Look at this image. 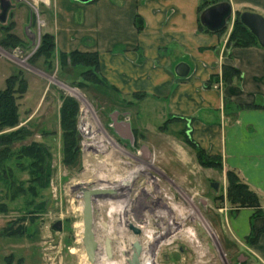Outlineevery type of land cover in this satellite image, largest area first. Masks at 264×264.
I'll list each match as a JSON object with an SVG mask.
<instances>
[{"label": "rangeland", "instance_id": "1", "mask_svg": "<svg viewBox=\"0 0 264 264\" xmlns=\"http://www.w3.org/2000/svg\"><path fill=\"white\" fill-rule=\"evenodd\" d=\"M43 7L47 6L39 7L37 14L24 6L11 11L6 25L18 38L15 44L0 28V90L14 75L31 86L18 100L19 124L0 134L25 129L29 135L15 142L13 150L33 142L41 145L50 174L48 187L29 205L31 196L20 194L11 200L8 187L0 181V204L7 209L0 213V264H89L81 242V197L85 190L99 186L114 187L119 194L116 200H97L93 205L100 249L96 264H122L126 257L121 252L136 240L156 264H264V248H258L264 235V194L231 164L223 128L242 112L264 113V67L259 68L255 102L240 103L231 97L245 83L247 88L250 80L243 70L225 62L230 52L259 49L228 47L234 21L243 12L232 15L224 32L217 34L226 41L223 47L211 48L221 52L216 68L204 74L192 65L197 96L189 97L186 109L178 111L176 102L185 101L177 97L178 90L188 85L180 79L176 81L179 85L167 86L161 94H129L105 79L99 61L93 76L84 66L73 67L68 57L59 63L55 52L47 61L38 57L41 37L46 34ZM30 20L34 43L24 34ZM197 32L206 34L198 28ZM212 94L220 106H209ZM65 99L76 107L77 134H83L82 129L89 131L83 148L67 156L60 129ZM113 117L116 123H129L132 142L116 132ZM142 146L148 149L147 156L139 151ZM15 158L5 171L11 168L13 178L28 187V172L18 167L25 161ZM229 173L256 194L261 216L254 217L250 208L230 202ZM212 183L218 184L216 190ZM258 219L260 226L255 224ZM58 221L62 223L59 232L52 229ZM129 223L142 234L134 236L127 228ZM246 224L249 231L244 233ZM6 227L16 234L10 235ZM148 233L152 240L145 237ZM112 235L117 239L113 258L108 260L103 258L101 244Z\"/></svg>", "mask_w": 264, "mask_h": 264}, {"label": "crops", "instance_id": "2", "mask_svg": "<svg viewBox=\"0 0 264 264\" xmlns=\"http://www.w3.org/2000/svg\"><path fill=\"white\" fill-rule=\"evenodd\" d=\"M50 2L49 7H43L42 15L46 18L44 32L53 36L56 55L75 51L97 53L102 75L124 93L161 94L163 88L175 83L179 85L176 81L180 79L188 84L181 86L177 93L178 98L185 97L186 102H176L180 105L178 111H184L189 97L193 99L197 96L195 79L191 75L192 65H198L197 70L205 74L220 63L221 52H213L211 48L223 47L226 37L197 32L200 0H94L87 4L74 0ZM227 2L232 15L248 11L264 17V0ZM136 15L143 21L141 32H137L134 25ZM262 51L261 48L232 49L230 58L225 61L243 70L250 80L247 88L245 83L242 89H236L234 94L231 92L236 102L251 103L257 99L259 68L264 67ZM179 63L189 66L185 78L174 73ZM30 88L28 84L26 93ZM247 91H250L249 95L243 96ZM212 95L209 106H220L219 98ZM29 116L26 117L29 119ZM227 125L223 128L226 130L225 144L232 158L231 164L241 171L247 183L264 194V113L242 112ZM133 138L132 132V141ZM140 150L147 156L146 147H139ZM255 224L260 226L261 221L258 219ZM248 231L246 224L244 233ZM261 247L264 248V235L258 242V248Z\"/></svg>", "mask_w": 264, "mask_h": 264}, {"label": "trees", "instance_id": "3", "mask_svg": "<svg viewBox=\"0 0 264 264\" xmlns=\"http://www.w3.org/2000/svg\"><path fill=\"white\" fill-rule=\"evenodd\" d=\"M228 3L227 0H200L198 9L199 15L208 7L219 4ZM198 15V29L204 33H210L204 27L200 25ZM134 25L137 32L143 30V21L136 15L134 17ZM7 35V39L11 40L14 44L18 40L17 36L9 31L11 26H0ZM221 31L216 34H221ZM212 34V33H211ZM54 38L50 34H43L41 37L40 46L37 52L38 57H44L47 61L54 54ZM229 48H249L259 47L257 45L255 37L240 23L239 15L234 21L233 29L228 38ZM69 58L71 65L84 66L87 70L86 73H94L95 76L98 72V54L97 53H80L72 52L70 54H60L59 63L63 62L66 58ZM230 69L229 67H226ZM92 69V70H91ZM94 70V72H93ZM234 70V69H233ZM27 83L23 79L17 78V76H10L6 79L5 87L0 90V133L6 129H14L19 124V106L18 100L26 93ZM76 122V107L72 100L65 99L60 109V129L62 131L63 138V153L67 156V153H73L76 146L77 131L75 129ZM29 133L25 129L12 130L8 133L0 134V181H4L5 185L11 195V200H14L18 195H29L31 199L27 201V204H31L32 201L38 197L39 192L45 190L48 187L50 178L49 171L47 169L46 152L43 147L35 142L28 146L21 147L17 152L13 150V145L17 141H21L28 136ZM24 160L25 163L18 164L20 170H27L29 178L27 180L28 187H24L22 182H17L13 178V170L9 168L5 171V166L13 159ZM8 173V174H7ZM228 198L230 202L237 205L238 208H250L254 211V217L261 216L259 199L255 193L249 190L248 186L238 180V178L232 174H228ZM7 212L6 205L0 204V213ZM11 227H6L5 230L14 235L16 232L9 231Z\"/></svg>", "mask_w": 264, "mask_h": 264}, {"label": "water", "instance_id": "4", "mask_svg": "<svg viewBox=\"0 0 264 264\" xmlns=\"http://www.w3.org/2000/svg\"><path fill=\"white\" fill-rule=\"evenodd\" d=\"M82 4L90 3L94 0H74ZM16 6L9 0H0V25L6 26L8 17ZM231 8L228 3H219L208 7L203 10L199 15V22L202 27L212 34L219 33L226 29L228 21L231 19ZM240 23L255 37L259 48L264 50V17L260 14L245 11L239 15ZM31 20L24 28L25 37L32 43L35 42V35L30 31ZM174 73L180 78H185L189 73V66L185 63H179ZM116 115V114H115ZM125 116V115H124ZM114 128L116 132L122 137L132 141V131L130 130L129 123H116L113 117ZM82 135L77 134L76 146L74 151L81 150ZM218 184L212 183L211 187L216 190ZM119 190L114 187H96L93 189L85 190L82 193V245L85 250L87 262L89 264H96L99 244L94 232V203L97 200H116L118 198ZM128 230L134 236H140L142 231L132 223L127 225ZM54 231H61L62 223L58 221L52 226ZM117 239L116 235L105 237L103 241V248L105 257L108 260L112 259V244ZM132 254L127 259V264H139V257L141 254V245L138 240L134 241L131 245Z\"/></svg>", "mask_w": 264, "mask_h": 264}, {"label": "built area", "instance_id": "5", "mask_svg": "<svg viewBox=\"0 0 264 264\" xmlns=\"http://www.w3.org/2000/svg\"><path fill=\"white\" fill-rule=\"evenodd\" d=\"M12 4H14L16 7L17 6H24L27 7L29 9H31V11L34 14L38 13V8L41 6H49L50 4V0H9ZM83 130V134L82 135V144L85 142V140L87 139L86 136H88L89 131H87L86 129H82Z\"/></svg>", "mask_w": 264, "mask_h": 264}, {"label": "bare ground", "instance_id": "6", "mask_svg": "<svg viewBox=\"0 0 264 264\" xmlns=\"http://www.w3.org/2000/svg\"><path fill=\"white\" fill-rule=\"evenodd\" d=\"M113 209V208H112ZM114 210V209H113ZM191 234V233H190ZM147 235V236H146ZM145 237H147L148 240H152L153 238L151 237V235L148 233L146 234ZM194 236V235H193ZM154 237V236H153ZM102 248H103V245L101 244ZM100 250V249H99ZM125 250V249H124ZM124 250L122 251V254L125 255L124 257H126V253L124 252ZM102 253V252H101ZM103 258L105 259V254H104V248H103ZM127 257L123 259V263L122 264H127ZM108 261V260H107ZM145 262V264H156L155 261H154V258L152 257V255L150 256L149 253L143 251L142 254L140 255L139 257V264H143ZM114 264V263H113Z\"/></svg>", "mask_w": 264, "mask_h": 264}, {"label": "flooded vegetation", "instance_id": "7", "mask_svg": "<svg viewBox=\"0 0 264 264\" xmlns=\"http://www.w3.org/2000/svg\"><path fill=\"white\" fill-rule=\"evenodd\" d=\"M117 115V114H116ZM115 119H116V117H114ZM135 225V224H134ZM136 226V225H135ZM138 227V226H137ZM140 229V228H139ZM132 233V232H131ZM116 241V240H115ZM114 241V242H115ZM114 242H113V244H114ZM113 244H112V258H113V255H114V252H113V250H114V248H113ZM131 245L132 244H130L129 245V248L128 249H125L124 250V252L126 253V257L129 259L130 258V256H131V254H132V249H131ZM122 253V252H121ZM120 253V254H121ZM141 253H142V246H141ZM123 255V254H122ZM141 255V254H140Z\"/></svg>", "mask_w": 264, "mask_h": 264}]
</instances>
